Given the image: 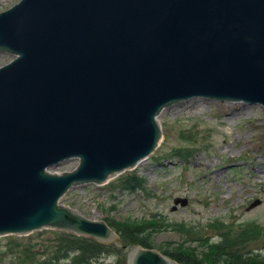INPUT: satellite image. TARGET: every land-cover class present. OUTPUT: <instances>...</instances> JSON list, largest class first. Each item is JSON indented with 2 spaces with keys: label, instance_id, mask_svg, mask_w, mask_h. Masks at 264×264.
<instances>
[{
  "label": "water",
  "instance_id": "1",
  "mask_svg": "<svg viewBox=\"0 0 264 264\" xmlns=\"http://www.w3.org/2000/svg\"><path fill=\"white\" fill-rule=\"evenodd\" d=\"M0 50L15 54L0 65V235L51 226L113 242L107 220L61 201L70 187L136 167L176 101L264 106V0H17L0 10ZM127 261L180 264L142 244Z\"/></svg>",
  "mask_w": 264,
  "mask_h": 264
},
{
  "label": "rangeland",
  "instance_id": "2",
  "mask_svg": "<svg viewBox=\"0 0 264 264\" xmlns=\"http://www.w3.org/2000/svg\"><path fill=\"white\" fill-rule=\"evenodd\" d=\"M16 1L0 0V10ZM14 55L0 50V65ZM158 118L163 129L160 144L133 168L145 176L144 189L130 192L109 189L106 183H82L70 187L61 201L91 218L144 220L158 213L164 226L151 231L150 240L159 250L181 244L200 252L209 250L208 244L221 238L209 226L218 217L237 222L254 219L264 224V106L245 100L193 96L164 107ZM186 132L196 138L184 137ZM174 148L185 149L184 155H177ZM77 162L76 158L65 159L49 170L61 172ZM176 196L187 197V203L179 202L174 207ZM256 199L260 201L251 205ZM177 221L202 232L207 229L208 233L203 232L202 238L196 234L186 236L175 227ZM61 230L46 226L26 234H2L0 246L15 236L37 241L35 249L41 250L43 239L37 238L38 233L56 237ZM114 242L123 245L118 239ZM119 257L120 252H112L80 264H115ZM0 264L15 263L8 255L0 258ZM60 264L73 263L63 259ZM121 264H128L127 254Z\"/></svg>",
  "mask_w": 264,
  "mask_h": 264
},
{
  "label": "trees",
  "instance_id": "3",
  "mask_svg": "<svg viewBox=\"0 0 264 264\" xmlns=\"http://www.w3.org/2000/svg\"><path fill=\"white\" fill-rule=\"evenodd\" d=\"M186 133L184 137L196 138L192 133ZM173 150L177 155H184L185 152L183 148ZM146 183L145 176L133 169L107 182L106 187L112 190L135 192L144 189ZM158 216V213H154L151 218L126 221L105 218L118 232V240L123 243L122 246L64 229L56 237H43L38 233L37 238L41 236L40 238L43 239L41 250L35 249L37 241L33 242L31 238L26 240L10 236L3 243L4 246H0V258L10 255L15 264H60L63 259H70L73 264H80L91 263L112 252H120L119 260L115 264H121L128 252L125 248L135 244L152 247L151 231L161 228L164 223ZM174 224L177 230L186 236H194V234L201 236L203 232L208 233L207 229L202 232L200 228L195 229L185 222L177 221ZM209 226L221 237L208 244L209 250L200 252L194 247L181 244L173 248H161L162 252L172 256L180 264H264V224L254 219L237 222L225 221L218 217L210 221Z\"/></svg>",
  "mask_w": 264,
  "mask_h": 264
},
{
  "label": "bare ground",
  "instance_id": "4",
  "mask_svg": "<svg viewBox=\"0 0 264 264\" xmlns=\"http://www.w3.org/2000/svg\"><path fill=\"white\" fill-rule=\"evenodd\" d=\"M191 107H192V106H191ZM162 110H163V109H162ZM141 161H143V160H141ZM141 161H140V162H141ZM140 162H139L138 164H140ZM53 166H54V165H53ZM50 167H52V166H50ZM50 167H49V168H50ZM132 169H133V168H132ZM125 171H126V170H125ZM69 189H70V188H69Z\"/></svg>",
  "mask_w": 264,
  "mask_h": 264
}]
</instances>
